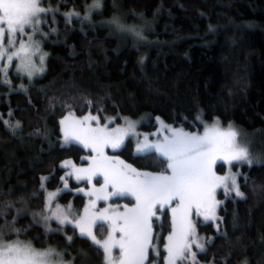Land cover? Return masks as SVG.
<instances>
[{
	"label": "trees",
	"instance_id": "trees-1",
	"mask_svg": "<svg viewBox=\"0 0 264 264\" xmlns=\"http://www.w3.org/2000/svg\"><path fill=\"white\" fill-rule=\"evenodd\" d=\"M93 3L41 0L54 10L41 15L39 46L48 54L43 73L24 76L14 70L15 57L11 65L0 61L7 69L6 75L0 71V81H8L0 83V202L15 205L0 224L15 217L17 229H29L6 239L56 246L74 264H104L102 250L73 225L58 224L59 232L47 234L42 224L32 226V213L45 210L47 192L68 179L64 161L87 163L91 154L79 143H62L61 119L70 113L96 114L103 121L117 117L113 123L129 117L146 128L160 117L195 130L204 127L196 119L200 115L204 124L217 117L223 126L232 123L258 154L251 164L235 165L243 197L222 189L220 219H196L205 251L194 247L195 264H264V0H99L100 7L89 13ZM73 11L80 16L69 19L65 14ZM113 17L124 30L109 23ZM116 153L138 169L167 167L154 150L134 152L132 138ZM224 167L219 163L220 171ZM69 182L72 188L57 200L72 202L80 213L87 196L73 188L86 181ZM18 210L24 212L17 216ZM162 216L156 227L166 235L170 211ZM108 230L104 222L96 226L99 237ZM67 236L74 237L71 246ZM156 239L162 257L165 238ZM80 252L86 259L73 260Z\"/></svg>",
	"mask_w": 264,
	"mask_h": 264
},
{
	"label": "snow or ice",
	"instance_id": "snow-or-ice-1",
	"mask_svg": "<svg viewBox=\"0 0 264 264\" xmlns=\"http://www.w3.org/2000/svg\"><path fill=\"white\" fill-rule=\"evenodd\" d=\"M41 0H0V60L7 59L9 65L13 57L21 59V68L17 72L24 70L29 77L34 74L43 73V67L47 53L40 55V68H35L31 64L30 49L39 52L38 44L32 42V36H28L29 43L21 42L19 48L7 53L10 48L16 44L17 34H25V26L32 27L39 31L36 25L41 23L40 14L54 11L51 8L41 7ZM100 7L99 0L89 6V13L92 9ZM69 19L73 16L79 17L77 12L65 14ZM85 15L83 19H88ZM109 23L116 24L117 27L124 30V26L118 23V18L113 17ZM6 25V27H5ZM127 31L133 32L137 37L141 33L134 27H129ZM8 39L7 46L3 45V40ZM23 54V55H22ZM24 57H28V63H24ZM0 71L7 73L6 68L0 67ZM8 81H0L7 83ZM90 104L91 101H88ZM117 117L111 118L109 123ZM126 127H117L109 129L108 125L100 126L99 118L96 116H84L78 120L71 119V113L60 121L63 128L65 143L74 139L83 144L85 148H90L96 153L90 159L88 168H78L76 172L77 180H88L89 182L95 176H103L104 183L100 188L91 189L86 195L90 198L89 205L83 210V215L76 219L78 213L72 212V205L66 208L59 205L51 212L45 214V210L51 208L54 200L60 193L67 190V184L63 189L56 192H48L45 203V210L39 213H32L33 225L44 226L45 234L59 232L60 229H51L47 225L49 221L55 220L58 224L71 223L74 228H79V235L85 239H90L92 245L98 251L102 250L104 254V264H146L149 261L150 248L155 253L154 259L159 258L158 264H178V262L191 259L195 261L197 255L192 251L195 246L200 252L205 251V244L200 242V237L196 233L195 225L190 219L192 210L195 209L197 215L203 207L204 220H218L216 209L219 204L214 198L217 187L225 186L235 190L238 197H243L236 183V176H216L213 171V165L217 160L245 161L253 163L250 154V146L242 145L239 139L242 133L232 124H228L227 130L220 127V119H214L211 125L204 124L202 116L198 115L196 119L204 126L203 134L186 133L182 130H172V138H165L163 143H148L145 136L144 142L137 144V153H142L155 149L161 156L167 160V167L159 173L139 172L131 165L125 164L119 159H112L105 155L104 148H120L123 144V138L134 132L136 121L129 117H123ZM159 119V118H157ZM69 121H71L69 123ZM92 122L96 127H92ZM17 123L16 127H19ZM70 161H65L64 166L70 165ZM73 167H75L73 165ZM82 174V175H80ZM238 175V174H237ZM46 181L48 177H42ZM64 179V178H61ZM41 190L45 185L41 184ZM111 188L112 191H108ZM78 191L83 192V189ZM131 195L135 199L132 207L123 205L117 208H106L98 213L91 210L95 208L99 200H108L112 196ZM173 202L175 206L172 207ZM171 207L172 220L171 231L167 237V243L164 250L167 257H160V251L153 245L152 219L156 217L157 208L163 210L165 207ZM13 202H0V220L8 215L14 208ZM24 210H18L17 216H20ZM111 213V215H109ZM69 216L72 217L69 220ZM159 219V217H156ZM16 218L11 221H5L0 224V264H72L71 261H64L65 253L57 251L54 247H49L44 251H37L31 245V242L25 244L23 241H7L10 233L19 235L21 231L27 232L29 229H17L15 227ZM109 221L111 230L107 237L97 238L93 232V226L97 222ZM219 230V226L217 227ZM119 233V238L116 234ZM67 243L71 246L74 237L67 236ZM210 241V238H208ZM119 250V256L112 255L113 249ZM59 259L54 260L53 257ZM86 259V255L80 252L73 260Z\"/></svg>",
	"mask_w": 264,
	"mask_h": 264
},
{
	"label": "rangeland",
	"instance_id": "rangeland-1",
	"mask_svg": "<svg viewBox=\"0 0 264 264\" xmlns=\"http://www.w3.org/2000/svg\"><path fill=\"white\" fill-rule=\"evenodd\" d=\"M41 7H43L42 5H40ZM42 13L40 14V21H42ZM6 27V25H5ZM36 28L39 29V31H35L32 27L30 26H25V34H17L16 36V44L14 46H12L10 48V51L7 53L8 55H11L12 52H15L18 48H19V44L21 42H24V43H29L28 41V36H32V42H34L35 44H38L39 45V40H40V31H41V26H40V23L38 25H36ZM8 39H11V37H8L7 39L3 40V45L7 46L8 44ZM40 48V46H39ZM35 53V54H32L30 56V60H31V64L35 66V68H40L41 67V63H40V55H43V52H42V49L40 48L39 52H35V49H30V53ZM23 55V54H22ZM28 57H24V63H28ZM2 60H7L6 58L5 59H2ZM0 60V61H2ZM9 63V62H8ZM13 63L15 64L14 65V70L17 72V69L18 68H21V59L20 58H17L15 57L14 58V61ZM2 68H6V66H0ZM43 67L45 68V61H44V65ZM14 72V71H13ZM18 73H21L23 74L24 76H28L26 74V71L24 70H21L19 71ZM35 75V74H34ZM29 77V76H28ZM70 114H67L66 116H69ZM96 116L99 118V123H100V126H104L105 124L108 125L109 129H112V128H117V127H126L125 125V121L123 119V121L121 122H116V123H109V120H111L110 118H107L105 121H103L98 115L96 114H91V113H87L83 116H77L75 114H71V119L72 120H78V119H81L83 118L84 116ZM66 116H64L61 120H63ZM159 119H156V124L154 126H147L146 128L142 127V123H141V120L139 119H135V118H130L131 120L133 121H136V125H135V129H134V132L133 133H130L129 135H126L124 136L123 138V144L122 146L124 145V143L127 141V139L129 138H132L133 140V150L134 152L137 153L136 149H137V144L138 143H142L144 142V138L145 136H147L148 138V143H151V144H156V143H163L165 141V138H168V139H171L172 138V131H169V129H172V130H182L183 132H186V133H198V134H203L204 132V127L201 128V129H195V130H190V129H187L183 126H180V125H175V124H172V123H169V122H166L165 120H163L162 118L158 117ZM71 121H69L70 123ZM212 124V122H211ZM211 124H208V125H211ZM96 123L95 122H92V127H96ZM65 127V125H62V132H63V128ZM220 127L224 130H227L228 126H223L221 123H220ZM239 130V129H238ZM242 133V132H241ZM248 137L242 133L241 137L238 138L239 139V142L242 144V145H249L250 146V154H251V159L252 160H255L257 158V154L258 152H255L253 149H251V143L248 141L247 139ZM62 143L64 144H68V143H79L83 146L82 143H80L79 141L77 140H74V139H70L67 143H65V139H64V132H63V136H62ZM121 146V147H122ZM120 147V148H121ZM120 148H117V149H113L111 147H105L104 148V153L106 156L112 158V159H119V160H122L124 161L125 164H128V165H131L133 168H135L132 164L128 163L124 158H122L118 153H116ZM88 151L91 152V154H88V162L87 163H75L74 161H72L71 159H67L65 161H70L71 164L66 166L67 167V172H66V175L68 176V179H66L64 181V185L56 190H52V191H49V192H56L60 189H63L64 186H65V183L67 184V189H69L70 187L72 188L70 182H69V178H73L75 180L76 179V176L79 174L76 172V169L78 168H88L89 165H90V159L92 156H95L96 153L93 152L90 148H86ZM151 150H154L156 151L155 149H151ZM150 151V150H149ZM147 152V151H146ZM157 152V151H156ZM144 153V152H142ZM158 153V152H157ZM159 154V153H158ZM160 155V154H159ZM64 161V162H65ZM245 161H233L232 163H229L228 160L224 159V160H217L216 163L213 165V171L215 172L216 176H219V177H225V176H236V170H235V165H239V164H242L244 163ZM219 163H223L225 165L224 169L223 170H219L218 169V165ZM73 165L75 167H73ZM137 171L139 172H149V173H159L161 171H153V170H144V169H138V168H135ZM82 175V174H80ZM78 181H81V180H78ZM86 181V184L84 185H81V186H76L75 188L73 189H76L75 191H78L79 189H83L84 191L82 193H87L88 191H90L91 189H93V187L95 188H100L101 185H103L104 183V179H103V176H95L91 179V181L89 182L88 180H85ZM228 187H225V186H219L216 188L215 190V193H214V198L216 201L219 202L218 206H217V209H216V215L218 217V209H219V205L221 204V198H220V192L222 189H227ZM108 191H112L111 188L108 189ZM80 192V191H79ZM48 193V192H47ZM86 195V194H85ZM87 196V202L86 204L84 205V208L86 206L89 205V202H90V199H95V197H89L88 195ZM46 197H47V194H46ZM117 197H125V196H112L110 197L108 200H99L96 202V206L94 209H92L91 211L93 213H98L99 211H102L103 209H106V208H112V209H115L117 208V206H121V210H123L122 206L123 205H127L128 207H132L134 204H135V199L134 197H132L131 195H126V197H130L132 199V201H126V199H123V198H117ZM71 204L72 205V212L73 213H77L76 210H74V206L71 203H62L60 202L59 200H57V198L54 200L51 208L45 210V214H48L50 215L52 211H54L56 209V206L59 205L60 207L62 208H66L67 205ZM175 206V202H173L172 204V207ZM84 208L81 210L80 213H78V215L76 216V219H79V216L80 215H83V210ZM167 208V209H166ZM165 210H169L170 211V216L172 218V212H171V207H165L163 210L157 208L156 210V217H159V219H157L156 217V221H154V217L151 221L152 223V234H153V245L159 249L160 251V257H161V246L159 245V243L157 242V239L156 238H161L164 236V240L165 242L163 243L162 245V249H164V245L167 243V237L169 235L170 232H168L166 235H163V230L161 228H157L156 227V222H158L159 224H161L162 222V218H163V214H164V211ZM204 212H205V209L202 207L200 210H199V215H197V212L195 209L192 210V213L190 215V219L192 221V223L194 225H196V219L198 217H200L202 219V221H205L204 220ZM109 215H111V213H109ZM72 217L69 216V220H71ZM164 221V220H163ZM212 221V220H210ZM100 223V222H97V224ZM104 223H106L108 225V232L111 230V223L109 221H104ZM65 224H71V223H65ZM65 224H59L60 227H64ZM93 226V232L96 234L97 238H101L97 235V232H96V226ZM73 225V224H71ZM57 226H58V222L55 221V220H52V221H49L47 227L48 228H51V229H57ZM74 226V225H73ZM78 229V232H79V228ZM108 234V233H107ZM158 235V237H157ZM163 235V236H162ZM107 235L104 237L106 238ZM116 238L118 239L119 238V233L116 234ZM16 240H20V241H23L25 244L31 242V245L34 249H36L37 251H44L46 249H48L49 247H54L57 251H59V249L56 247V246H49L47 248H41V247H38L36 246L32 241H29V240H24V239H20V238H15V239H12V240H7L8 242H12V241H16ZM195 246H193L192 248V251L194 249ZM165 251V250H164ZM60 252V251H59ZM153 253V255H155V253L152 251V249L150 248L149 250V261L146 262V264H158V261H159V258H152L150 257V254ZM119 250L118 249H113V252H112V255L114 257H118L119 256ZM164 255L162 257L166 258L167 257V252L165 251L163 253ZM54 260H57L59 259L58 257H53ZM64 261H71V260H68V259H65L63 257ZM189 259H191V257H189ZM185 261V260H184ZM192 262H189V263H186V264H195V262L197 261V259H195V261H193L192 259L190 260ZM72 262V261H71ZM183 261L181 262H178V264H181ZM72 264H74L72 262Z\"/></svg>",
	"mask_w": 264,
	"mask_h": 264
}]
</instances>
